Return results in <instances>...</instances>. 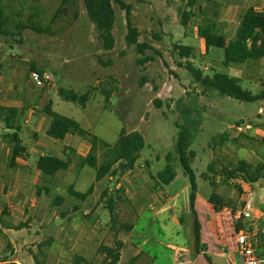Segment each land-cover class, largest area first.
<instances>
[{"label": "rangeland", "instance_id": "374dc122", "mask_svg": "<svg viewBox=\"0 0 264 264\" xmlns=\"http://www.w3.org/2000/svg\"><path fill=\"white\" fill-rule=\"evenodd\" d=\"M2 1L10 22L6 27L9 33H0V105L26 109L21 136L30 155L26 160L21 159L22 167L10 169L11 151L2 139L5 131L0 129V211L7 210L6 214L0 212V225L15 226L28 221L27 227L13 229L12 237L2 235L0 229L1 259L11 261L17 254L22 264H103L101 246H114L117 240L127 238L129 233L120 229L122 224L138 221L137 232L147 228L157 212L152 208L158 205L157 198L165 200L171 195L177 202L179 215L184 214L190 206L191 187L181 165L175 163L177 176L170 184L157 187L156 180L150 177L165 169L166 156L174 152L181 130L192 138L190 149L195 155L190 157V164L197 175L200 198L207 201L214 193V187L202 177L203 173L212 174L207 171L212 163L215 189L228 205L241 208L244 192L240 193L236 186L246 183L240 180L226 183L223 175L225 169L234 168L241 160L264 168V101L241 102L221 96L195 83L186 69L187 62H193L205 75L226 72L237 76L242 87L253 94L263 89L264 59L226 68L224 50L217 47L206 50L199 37V26L206 22H215L220 27L219 3L198 0L201 12L196 10L184 26L182 15L188 0H124L131 6L130 19L139 30V42H146L158 51L145 50V55L153 60L140 64L136 47L126 41L125 11L115 2V44L107 50L98 39L83 0ZM224 1L227 2L219 0ZM252 1L241 0L239 5H254ZM60 7L59 16L52 21ZM18 25L27 28L19 34ZM49 27L52 34L33 29ZM235 27L234 24L229 27L227 39L235 36ZM176 44L193 47V56L181 58L175 50ZM33 65L50 76L51 84L43 89L35 86L30 78ZM60 88L78 94L91 89L90 100L85 107L65 101L58 93ZM105 89L110 92L108 98ZM156 100L161 102V108L156 107ZM49 101L54 111L77 120L84 129L111 144L117 141L122 129L139 131L146 146L134 175L95 183V193L81 203L68 195V187L73 184L77 191L85 192L95 182V171L88 166L78 171L77 157L73 156L71 168L60 172L55 180L54 193L65 198L63 205L52 207L50 198L37 196V186L42 182L36 167L37 157L51 153L66 158L62 144L46 135L49 118L43 108ZM223 134H227L226 139L222 138ZM261 176L252 185L258 191L255 199L260 207L264 205V175ZM106 189L115 199L116 223L110 221L106 199L100 200ZM154 191L158 197L152 202ZM75 203L87 211L83 216L92 215L98 221L80 218L79 214L62 220L61 210ZM163 218L162 214L158 221ZM249 226L247 223L246 227ZM49 241L52 243L48 244ZM150 243L146 248L158 257L156 264H170L174 253L163 246L154 248ZM77 257L82 260L77 261ZM235 260L234 264H242L239 256ZM120 264H131L129 248Z\"/></svg>", "mask_w": 264, "mask_h": 264}, {"label": "trees", "instance_id": "16d2710c", "mask_svg": "<svg viewBox=\"0 0 264 264\" xmlns=\"http://www.w3.org/2000/svg\"><path fill=\"white\" fill-rule=\"evenodd\" d=\"M65 1V0H64ZM87 14L90 21L94 24L98 39L102 42L104 48L111 50L115 44L114 25L116 21V13L113 2L117 3L122 10L125 11L128 34L126 41L128 45L136 47L140 54L139 63L144 64L153 60L152 57L145 55V50L152 49L146 42H139L140 33L137 27L131 23V6L124 0H83ZM6 5L0 0V33L8 34L7 26L10 18L5 14ZM201 12V5L198 0H188L186 10L183 11L182 25L187 26L190 19L195 16V11ZM61 11V7L54 15V21ZM203 14V12H202ZM217 15V12H214ZM18 33L26 29V26L18 25ZM39 33L52 34L51 28L41 30L33 28ZM199 37L204 41L206 50L210 47H217L224 50L223 65L228 68L232 65H242L249 61H259L264 59V11L255 10L253 7L248 8L241 16L236 34L233 38L227 39L223 35H219L216 24L214 22H206L204 26H199ZM175 50L181 58H190L193 56V47L176 44ZM158 53L157 50H154ZM186 69L191 73L195 83L199 84L205 89H212L217 91L221 96H226L237 101L256 102L264 101V81L262 80L263 89L253 94L251 91L246 90L240 84V79L226 72H214L212 74H204V70L195 67L193 62H187ZM32 71H38L43 74V71L33 65ZM58 93L61 99L74 103H79L85 107L91 96V89L83 94H78L74 90L60 88ZM105 96L108 98L110 92L105 89ZM156 107L161 108L160 101H155ZM25 108H18L12 106L0 105V129H4L2 134L3 141L7 142L10 147L9 168H16L18 164L17 158L26 157L27 148L22 144V118L25 113ZM44 113L49 118V125L46 130V135L54 140H64L66 136H78L90 144V150L85 156L76 154L74 148H66L64 154L66 158L57 156L51 153L40 155L36 161L37 170L40 173L41 184L37 186V196H46L51 199L52 207H61L65 202V198L60 194H55L56 177L60 172L68 171L73 164V156L77 157V169L80 171L88 166L95 171V181L102 182L108 178L113 179L117 176H130L134 174L136 163L141 157V152L146 146L145 138L139 131L126 132L122 129L119 138L114 144L102 140L90 130L84 129L81 124L70 117L61 115L53 110V104L50 101L43 108ZM181 128V127H180ZM222 136V135H221ZM227 134H223L226 139ZM192 138L190 134L181 130L175 143L173 153L166 156L167 165L165 169L158 172L156 176L151 175L152 179L156 180V186L160 184H170L177 176L175 170V163H178L183 168L185 177H187L190 187V207L195 213V202L198 192L197 175L192 168L190 157H194L195 153L190 149ZM70 152L71 154L67 153ZM207 174L203 173L202 177L214 187V193L209 197V202L215 206L223 207L228 204L225 198L220 195L215 189L216 181L214 178L213 165H208ZM264 175V168L260 166H253L251 163L241 160L232 169H225L224 180L226 183L229 181L240 180L250 184L251 186L258 182ZM238 187L242 193L241 186ZM95 184H92L85 192H79L75 189L74 185L68 187V195L77 199L79 202L84 203L92 195ZM106 199V200H105ZM105 200V207L110 212V221L116 223L114 216L115 199L108 194V189L104 190L101 199ZM75 206V205H74ZM78 209V207H77ZM65 211H61L63 217L66 216ZM91 221V215L86 216ZM93 222V221H92ZM19 229L26 226L21 224ZM114 228V226H113ZM132 224H122L121 230L130 231ZM194 237L195 247L199 249L202 232L201 224L197 217L194 220ZM52 241V240H51ZM52 242H48L50 244ZM123 242L117 240L114 246L102 245L100 248L101 253L105 256L103 264H117L120 261L121 249ZM82 257H77L78 260Z\"/></svg>", "mask_w": 264, "mask_h": 264}, {"label": "crops", "instance_id": "0c3cea01", "mask_svg": "<svg viewBox=\"0 0 264 264\" xmlns=\"http://www.w3.org/2000/svg\"><path fill=\"white\" fill-rule=\"evenodd\" d=\"M213 1L215 4L219 3L221 5L219 12L220 16L218 19L219 22H217L220 24V27L217 28V31L219 35H223L225 37L227 36V31L232 24L236 26L235 29L237 31L241 16L248 8L253 7L255 10L264 11V0H254L252 2L255 4H252L253 6L248 5L247 7L239 5V2L241 3V0H227V2L224 1V3L219 2V0ZM242 1L247 2V0ZM245 4L246 3H244L243 5ZM234 77L237 76L234 75ZM34 130L38 131L39 129L34 128ZM76 137L78 136L68 135L64 140H51L53 142L61 143L64 152L65 150H67L66 148L71 147L76 150V153L78 155L85 156L90 150V144L82 138L79 137L78 139ZM21 139H23L22 136ZM82 140L87 144H82ZM79 149H83L84 152H80ZM29 155L30 154L27 150L26 157L17 158L16 162L18 166H21L20 161L22 162L23 160H26ZM9 159L10 158H8V164ZM25 164H27V162H25ZM133 175L134 174L130 176ZM151 175L152 174H150V177ZM95 183L96 181L93 184ZM240 186L243 191L252 188L255 194L258 192L256 188L248 183H241ZM93 193H95V188ZM156 194L157 192L154 191L151 197L152 202H154V199L156 200V198L158 197ZM157 200L158 205H152L154 206L152 207L153 210H157V212L153 214L154 219H152L147 224V228H145L143 231L137 232L140 224L138 223V221H136L135 224H132V228L130 229V231H128L129 234L127 238L119 239L123 242V247L121 249L120 261L117 264L121 263L124 251H126L127 248H129L131 251V264H156V262L158 261V257L156 255H153L151 253L152 251L146 248L150 242V244H152L154 248L163 246V248L165 247V249H168L174 253L173 257H171L170 264H225V261L229 262V264H234V260L239 255L235 252V229L231 219L232 213L238 208H234L233 206L228 204L223 207L215 206L209 202V198L207 201L200 198L199 184L195 202V213L192 211L191 207L188 206L187 211L184 214L179 215V207L177 205V202L173 200L171 195L166 196L165 200H163L162 198H157ZM74 205L69 209L61 210L65 211L67 214L65 217H63L60 212V218L62 220L65 218L69 220L71 214H79L80 218L84 217V219L88 220L86 216H83V214H86L87 211L83 210L82 206L78 203H75ZM259 208L264 209V205H261V207L259 206ZM1 211L0 212L2 214H6L7 212L6 208ZM45 214L46 215L43 218L44 220L47 219L48 212ZM162 214L164 216V218L162 219L163 221L161 220L159 222L158 219ZM92 217L93 216L91 215V218ZM195 217L199 219L201 224L202 239L199 249H196L195 247ZM92 219L95 223L96 221H98V217H94ZM27 223L28 221L24 220L15 226L11 224H6L3 226L0 225V229H2L3 233L2 235H8L12 237V235H14L15 233L13 229L21 230L19 229V226L23 224L27 227ZM247 223H249L252 229H255V231H259L258 247L260 254L264 256V213L249 217ZM75 244H77V239ZM11 261L13 262V264H22L18 259L17 254L13 256V259Z\"/></svg>", "mask_w": 264, "mask_h": 264}, {"label": "built area", "instance_id": "2783aa9c", "mask_svg": "<svg viewBox=\"0 0 264 264\" xmlns=\"http://www.w3.org/2000/svg\"><path fill=\"white\" fill-rule=\"evenodd\" d=\"M30 78L39 88L51 84V78L46 73L32 71ZM262 80L264 81V75ZM238 130L243 131V128L238 127ZM243 192L242 206L232 213L231 219L235 229V252L239 255L242 264H264V256H261L258 247L259 231H255L251 226L246 227L248 218L263 214L264 209L257 206L256 194L252 188ZM0 264H13V262L0 258Z\"/></svg>", "mask_w": 264, "mask_h": 264}]
</instances>
